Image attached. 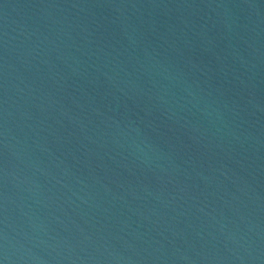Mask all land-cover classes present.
Segmentation results:
<instances>
[{
  "label": "water",
  "instance_id": "95a60500",
  "mask_svg": "<svg viewBox=\"0 0 264 264\" xmlns=\"http://www.w3.org/2000/svg\"><path fill=\"white\" fill-rule=\"evenodd\" d=\"M2 264H264V0H0Z\"/></svg>",
  "mask_w": 264,
  "mask_h": 264
},
{
  "label": "snow or ice",
  "instance_id": "6c2138e0",
  "mask_svg": "<svg viewBox=\"0 0 264 264\" xmlns=\"http://www.w3.org/2000/svg\"><path fill=\"white\" fill-rule=\"evenodd\" d=\"M0 264H2V262H0Z\"/></svg>",
  "mask_w": 264,
  "mask_h": 264
}]
</instances>
